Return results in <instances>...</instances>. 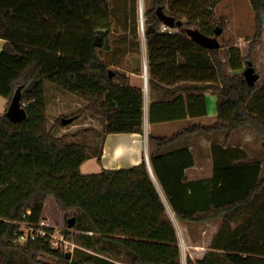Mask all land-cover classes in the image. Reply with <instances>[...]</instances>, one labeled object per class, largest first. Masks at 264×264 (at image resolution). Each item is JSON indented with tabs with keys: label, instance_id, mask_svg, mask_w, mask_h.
I'll return each mask as SVG.
<instances>
[{
	"label": "trees",
	"instance_id": "trees-1",
	"mask_svg": "<svg viewBox=\"0 0 264 264\" xmlns=\"http://www.w3.org/2000/svg\"><path fill=\"white\" fill-rule=\"evenodd\" d=\"M149 1L148 85L173 95L151 102L149 121L204 116L207 94L217 96L213 124L193 123L171 136L149 138L161 147L196 132L222 130L229 138L244 127L264 138V76L252 86L243 71L244 63L254 64L264 37V0H251L257 33L244 45L247 51L237 45L209 49L188 34L194 28L217 37L215 29L224 30L225 25L215 9L224 0ZM160 10L181 21L174 32L162 31ZM110 16L107 0H0V95L10 104L18 87L37 80L31 92L23 93L25 99L35 98L25 107L26 119L13 121L6 111L0 112V248L18 251L32 264L40 263L37 256L42 253L56 256L57 264H81L53 249L47 239L14 242L19 229L15 221L39 222L47 198L53 196L62 211H77L73 227L95 231L97 241L108 248H123L129 264H184L159 183L179 220L203 223L224 218L211 250L203 258L188 257L187 264H264L261 159L241 147L213 143L210 178L186 177V168L195 164L187 148L151 153L154 176L145 159L127 168L83 173L81 166L94 149L77 140L85 139L93 128L56 134L59 127L89 113L103 119V135L144 133L143 88L131 85L120 61L101 59L102 50L113 52ZM98 34L101 47L95 44ZM130 45L135 48L139 40L134 38ZM113 65L118 67L112 69ZM47 81L86 100L76 111L59 115L50 127ZM63 117L74 120L64 125ZM101 153L96 149L98 159ZM85 263L118 264L101 256Z\"/></svg>",
	"mask_w": 264,
	"mask_h": 264
},
{
	"label": "rangeland",
	"instance_id": "rangeland-1",
	"mask_svg": "<svg viewBox=\"0 0 264 264\" xmlns=\"http://www.w3.org/2000/svg\"><path fill=\"white\" fill-rule=\"evenodd\" d=\"M107 1L111 10L109 28L113 52L102 50L100 53L101 59L110 63L117 60L120 61L121 68H124L126 72L127 69L142 71L143 65L147 63L145 11L151 6V2L149 0ZM215 11L216 16L225 25L223 32L217 36L221 43V47L225 45H237L247 51L248 47H245L244 45L250 42L257 33L255 12L252 7L251 0H224L218 4ZM126 35H128V38ZM134 38L139 40V45H137L135 48L134 46L130 45V41ZM259 46L260 47L255 55L254 67L260 74V77H262L264 76V37L262 39V43ZM120 48L122 51L116 52L117 50H120ZM246 66L247 64L244 63L243 71ZM116 67L118 66H111L112 69ZM45 84L46 96L58 91H61L64 93V95H68V97L64 99V114H70L86 104V100L80 95L60 90L49 81H47ZM4 101H6V98L0 95V112H3L2 103ZM87 115L92 117L88 125L89 127H92L93 130L86 136L85 139H78L77 141L81 143L87 142L92 146L94 151H89V157L82 165L81 171L83 173H95L100 171L99 159L95 153L96 149H100L102 144L103 119L97 115H92L91 113L86 114L83 119L88 117ZM53 118H55V116ZM51 119L52 117L50 116L48 120ZM52 123L53 121H51V123L49 121V127L52 125ZM74 124L68 125L67 128H70V131L76 130L77 128H82V126H73ZM237 135H235V139L232 143L237 144L238 142L243 141L241 136L239 140ZM263 142L264 138L253 132V136L246 138L245 145L250 155L252 154L256 158L257 156L260 157L262 161V176H264V151L262 148ZM158 188L163 199L168 205V214L176 227L179 236V244L182 252L183 263L187 264L188 257H191L192 259L203 258L204 255L211 250L210 246L213 237L224 218L222 217L218 220L206 221L203 223H187L179 220L169 206L159 185ZM76 212V210L62 211L58 207L53 196L48 197L45 203L42 219H45L47 225H49L52 228V231H54L57 235L64 233L66 235V239L70 241L69 247L65 248L64 254L67 255L70 253V258H72L73 261L80 262L81 264H87L85 263V259L93 256L106 257L118 264H129L130 259L123 248H108L104 246L102 243L97 241V234L95 231H84L83 229H78L76 227H69L68 220L71 217H76ZM48 241L52 246V242L50 240ZM14 242L18 244L26 243V241L19 239H14ZM62 243L63 245H66L65 242ZM37 260L40 261L39 264H57L59 259L49 253H42L37 256ZM0 264L32 263L18 251L0 248Z\"/></svg>",
	"mask_w": 264,
	"mask_h": 264
},
{
	"label": "crops",
	"instance_id": "crops-1",
	"mask_svg": "<svg viewBox=\"0 0 264 264\" xmlns=\"http://www.w3.org/2000/svg\"><path fill=\"white\" fill-rule=\"evenodd\" d=\"M1 44L2 43L0 41V53L2 49ZM145 64L147 67V63ZM145 64L143 65L142 71L127 69V73L131 78V85L133 87H142L144 90V94H145L144 133H137V132L110 133L108 135H103L102 144L100 147L102 152L101 158L99 159L100 171H102L103 169H119V168L131 167L134 165H138L144 159L146 160V158H148V161L150 163L151 153L154 152L168 153L173 150L187 148L190 150L191 154L193 155L195 164L193 166L186 168L185 170L186 177L190 180H197L203 178H210L213 175V163H214L213 152H212L213 143L223 144L224 146L227 145L238 146L243 148L249 153L248 149L245 146L246 138H250L251 136H253V132L254 133L256 132L248 127L235 130L229 138L226 136L227 132L222 130L215 131L209 134L203 132L191 133L179 138L173 143L159 147L158 143L155 140L149 138V134L168 137L177 132L184 130L186 127L192 125L193 123L213 124L217 119V96L214 93L207 94L208 113L204 116L187 117L178 120H169V121L151 123L149 121V107L151 102L154 100H160L161 98L170 99L173 97V95L165 93L162 90H157V89L152 90L149 88L148 84L147 87L145 86V80H144ZM67 97L68 95H64V93H62L61 91L50 94L48 96L47 115L48 118L50 116L52 117V119L49 120L50 123L51 121L54 122V120L59 115L64 114L63 112L65 108L64 99ZM2 104H3V112L7 111L9 107L8 100L6 99V101H4ZM182 112H184V107L182 108ZM54 116L55 118H53ZM87 116L88 117H86L85 119H83L82 117L73 126L76 127L82 126V128L89 127L88 123L90 122L92 117H90L89 115ZM103 126L104 123L102 124V128ZM73 131L75 130L70 131V128L64 126L58 128L56 130V134L58 136H61L66 133H71ZM235 135L239 137L238 138L239 140L241 136L243 141L238 142L237 144L232 143L233 140L235 139L234 138ZM250 156L255 157L252 154ZM257 158L260 159V157L258 156Z\"/></svg>",
	"mask_w": 264,
	"mask_h": 264
},
{
	"label": "water",
	"instance_id": "water-1",
	"mask_svg": "<svg viewBox=\"0 0 264 264\" xmlns=\"http://www.w3.org/2000/svg\"><path fill=\"white\" fill-rule=\"evenodd\" d=\"M159 16L163 20V24H166L167 26H170L174 28L176 24H181V21L176 22L175 17L166 14L162 10L159 11ZM150 28H153L152 26ZM223 29L221 27H217L215 29V32L217 35H220L222 33ZM188 34L199 44L202 46L213 49V48H219L221 47V43L216 36H209L201 32L199 29L189 28ZM95 44L99 47L102 46V37L98 34L96 35ZM110 75L113 76V71L110 70ZM244 75L249 85L254 86L256 82L260 79V74L256 71L254 64L252 62H249L246 68L244 69ZM37 80L31 81L25 88L18 87L10 104L6 111L9 118L13 121H21L27 118V111L26 108L21 105V100L23 98L24 92H31L36 84ZM73 117H63L62 122L64 125H67L68 123L73 122ZM146 161L148 163V166L152 172V168L150 166V163L148 161V158H146ZM76 218L71 217L68 220L69 227H73L75 225ZM71 254L68 253L67 257L70 258Z\"/></svg>",
	"mask_w": 264,
	"mask_h": 264
},
{
	"label": "built area",
	"instance_id": "built-area-1",
	"mask_svg": "<svg viewBox=\"0 0 264 264\" xmlns=\"http://www.w3.org/2000/svg\"><path fill=\"white\" fill-rule=\"evenodd\" d=\"M161 29L162 31H166V32H174V28L167 26L166 24H163ZM144 80H145V86L147 87L148 75H147L146 64H145ZM34 100H35L34 97L30 99H25L23 97L21 100V105L23 107H26L30 102ZM28 213H31V211L28 210ZM26 214H24L23 217H25ZM15 222L19 225V229L16 231L17 234L16 239L24 240L26 242L29 240H36L38 238L47 239L52 242V248L61 253H64L65 248L69 247L70 241L66 239V235L64 233H60L59 235H57L54 231H52V228L49 225H47L45 219H41L39 222H30L26 220H18ZM62 242H65L66 245H63Z\"/></svg>",
	"mask_w": 264,
	"mask_h": 264
},
{
	"label": "bare ground",
	"instance_id": "bare-ground-1",
	"mask_svg": "<svg viewBox=\"0 0 264 264\" xmlns=\"http://www.w3.org/2000/svg\"><path fill=\"white\" fill-rule=\"evenodd\" d=\"M142 23H143V19H142ZM159 184V183H158ZM160 186V185H159Z\"/></svg>",
	"mask_w": 264,
	"mask_h": 264
}]
</instances>
